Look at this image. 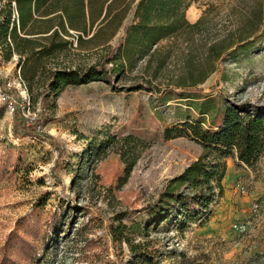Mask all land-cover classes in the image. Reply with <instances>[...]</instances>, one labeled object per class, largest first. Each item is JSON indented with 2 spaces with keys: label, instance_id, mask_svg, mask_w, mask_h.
Here are the masks:
<instances>
[{
  "label": "rangeland",
  "instance_id": "374dc122",
  "mask_svg": "<svg viewBox=\"0 0 264 264\" xmlns=\"http://www.w3.org/2000/svg\"><path fill=\"white\" fill-rule=\"evenodd\" d=\"M183 14L201 21L158 43L155 59H169L163 68L140 60L131 71L114 69L108 82L66 85L40 103L51 70L83 71L104 49L77 46L71 31L64 50L37 60L21 64L0 52V81L19 93L24 124L37 121L48 137L14 134L13 94L0 91V264L10 255L19 264H127L126 244L110 235L118 230L166 264H264V151L249 166L234 152L223 159L220 193L197 220L181 227L173 214L146 236L123 229L145 225L169 180L201 153L189 137L164 138L166 127L195 120L191 107L202 98L207 118L226 101L264 106V0H190ZM253 34L261 35L257 50L219 59L228 43ZM20 237L40 249L39 261L20 253Z\"/></svg>",
  "mask_w": 264,
  "mask_h": 264
},
{
  "label": "trees",
  "instance_id": "16d2710c",
  "mask_svg": "<svg viewBox=\"0 0 264 264\" xmlns=\"http://www.w3.org/2000/svg\"><path fill=\"white\" fill-rule=\"evenodd\" d=\"M189 1L0 0L1 56L7 60L14 54L23 64L29 59H39L42 54L59 53L70 44L66 39L70 36V31L76 34L77 46L87 44L92 48L100 46L104 49L106 53L100 61L83 71L51 70L48 83L50 91L47 93L44 90L41 93L38 98L40 103L48 95H56L66 85L92 81L108 82L114 69L121 72L131 71L140 60L144 62L143 67L150 66L159 55V42L170 39L183 27L194 28L200 23L201 18L194 23H188L184 18L183 11ZM129 11L130 21L123 24ZM119 29L122 35L118 38L117 45H106ZM250 36V39L239 37L235 42L228 43L229 51L225 56L220 55L219 59L227 58L231 61L237 55L257 50L261 35ZM155 60L156 68L161 69L168 64L169 59L160 56ZM190 62V58L185 57L180 64L187 66ZM203 78L204 76H199L192 84L201 82ZM0 91L13 94L10 106L14 134L39 140L48 138L38 133L37 121L24 124L21 113L23 106L19 104L22 102L21 97L14 87H6L0 81ZM183 98L189 101L188 96ZM197 102L191 107L196 111L195 120L186 117L178 126L166 127L163 136L166 139L189 137L201 147V153L169 180L149 211L148 222L145 225L131 224L123 227L126 232L146 236L149 226H158L173 214L180 218L181 227L197 220V215L207 210L214 197L220 193V180L225 169L223 159L234 152L239 163L249 166L264 151V106L226 101L207 118V105L210 100L202 98ZM3 104H7V101ZM62 155L63 152L59 154L60 160ZM116 232L120 234L119 237L115 238L110 232L111 238L126 244L130 254L127 264H166L159 260L157 250L150 249L147 243L134 242L124 231ZM18 248L28 259H38L40 249L24 237L19 238ZM10 256V264H19V257Z\"/></svg>",
  "mask_w": 264,
  "mask_h": 264
},
{
  "label": "crops",
  "instance_id": "0c3cea01",
  "mask_svg": "<svg viewBox=\"0 0 264 264\" xmlns=\"http://www.w3.org/2000/svg\"><path fill=\"white\" fill-rule=\"evenodd\" d=\"M136 0H134V2H135ZM128 18H129V21H130V18H131V12L129 13V14H127L126 15V17H125V19L123 20V24H126L127 22V20H128ZM126 22V23H125ZM71 32V31H70ZM76 33V32H75Z\"/></svg>",
  "mask_w": 264,
  "mask_h": 264
}]
</instances>
